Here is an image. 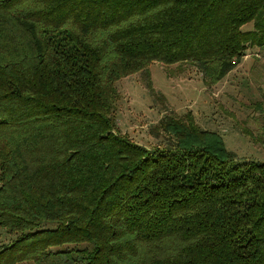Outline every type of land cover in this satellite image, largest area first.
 <instances>
[{"label":"trees","instance_id":"trees-1","mask_svg":"<svg viewBox=\"0 0 264 264\" xmlns=\"http://www.w3.org/2000/svg\"><path fill=\"white\" fill-rule=\"evenodd\" d=\"M249 45L264 0H0V264H264V159L190 111L153 148L114 116L122 76L215 82Z\"/></svg>","mask_w":264,"mask_h":264},{"label":"rangeland","instance_id":"rangeland-1","mask_svg":"<svg viewBox=\"0 0 264 264\" xmlns=\"http://www.w3.org/2000/svg\"><path fill=\"white\" fill-rule=\"evenodd\" d=\"M252 26V21L242 25ZM116 86V130L137 142L166 145L171 136L158 127L160 119L190 111L200 127L221 135L236 160L264 159V46L249 45L241 61L215 82L191 61L155 60L122 76ZM11 237L0 229V243Z\"/></svg>","mask_w":264,"mask_h":264}]
</instances>
